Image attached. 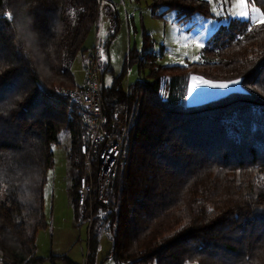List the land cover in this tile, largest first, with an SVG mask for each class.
Instances as JSON below:
<instances>
[{
	"label": "trees",
	"instance_id": "1",
	"mask_svg": "<svg viewBox=\"0 0 264 264\" xmlns=\"http://www.w3.org/2000/svg\"><path fill=\"white\" fill-rule=\"evenodd\" d=\"M103 1L0 0V261L80 264L37 254V234L48 227L53 146L65 132L76 170L73 217L88 232L85 262L96 264L107 236L116 264H264V23L231 18L210 35L201 61L170 66L154 59L143 29L142 47L132 42L115 75L108 47L120 19L107 2L113 29L103 43L107 55L99 58L103 109L106 128L122 138V147L103 184L99 154L93 155L83 198L87 130L82 109L65 91L79 87L72 64L98 28ZM251 1L264 13V0ZM149 8L156 18L175 11L179 22L212 15L208 0H152ZM128 24L136 33L133 16ZM134 64L148 73L125 87ZM189 74L241 80L242 90L203 104L180 103L172 93Z\"/></svg>",
	"mask_w": 264,
	"mask_h": 264
},
{
	"label": "rangeland",
	"instance_id": "2",
	"mask_svg": "<svg viewBox=\"0 0 264 264\" xmlns=\"http://www.w3.org/2000/svg\"><path fill=\"white\" fill-rule=\"evenodd\" d=\"M208 1L212 15L204 17L196 13L187 22H179L175 11H167L162 18L153 17L149 8L152 0H123L118 7L123 17L126 16V12L136 13L134 17L137 26L134 29L139 32L141 38L140 48L144 29L150 34L154 59L160 64L170 66L201 61L202 50L210 35L219 25L226 24L231 18L250 20L252 25L264 20V13L251 0ZM242 12H247L249 18L242 17L240 15ZM147 73L148 68L139 71L138 65H132L125 75L124 85L134 82L138 77L145 78ZM110 75H105L106 82L110 80L112 76ZM164 79L165 89H162L161 94L166 99L171 92L170 79L169 84L166 78ZM205 82L196 74H189L178 81V87H175L172 94L177 101L187 104L205 97L219 95L230 89L240 88L237 83L232 84L230 81H226L229 82L227 88L213 87L212 85L216 84ZM190 92L191 95H189ZM172 94L171 97H173ZM69 145L68 135L62 132L60 143L53 146L55 164L48 172V181L45 185V213L48 227L41 229L37 234V254L45 257L65 255L77 263L85 264L87 263L85 260L88 251V232L87 226L77 223L73 217L71 188L76 170L69 161ZM107 177L108 174L101 175V184L107 180ZM101 246L103 248L97 254L96 264L101 262L99 257L102 258V253L107 249L105 240Z\"/></svg>",
	"mask_w": 264,
	"mask_h": 264
},
{
	"label": "built area",
	"instance_id": "3",
	"mask_svg": "<svg viewBox=\"0 0 264 264\" xmlns=\"http://www.w3.org/2000/svg\"><path fill=\"white\" fill-rule=\"evenodd\" d=\"M107 55L103 44L96 42L88 51L85 61V77L77 89L67 90L71 101L82 109L86 134L82 140V152L85 158L83 198H86L91 188L93 172V155L99 154V175H110L116 168L120 158L122 138L111 134L106 128L107 117L103 109V92L99 58ZM119 155V157H118ZM0 264H4L0 261ZM87 264V263H85Z\"/></svg>",
	"mask_w": 264,
	"mask_h": 264
},
{
	"label": "crops",
	"instance_id": "4",
	"mask_svg": "<svg viewBox=\"0 0 264 264\" xmlns=\"http://www.w3.org/2000/svg\"><path fill=\"white\" fill-rule=\"evenodd\" d=\"M122 1L123 0H104L102 2V4L104 6L102 5L103 7H102L101 13H100L98 28L94 33L92 32L90 34V36L88 37V39L86 40V43L84 45L86 50L83 52H80L76 56V58L72 64V71H73V74L75 77V81L78 85H81L83 83V79L85 76V61L87 59L88 51L95 45L96 42L103 44L112 32L113 27H112V23L110 21V14H109V11L107 9V2H111L115 5V7L118 11V14H119V19H120L119 32L115 36V38L113 39V41L111 42V44L108 47V56H109L110 65H111V68L113 69L115 75H119L122 72L124 64H125V60L127 58V54H128L129 49L132 45V42H134L136 44V46L138 48H140L141 38H140L139 32L134 33L132 36V33L130 31V28H129L130 26L128 24V17L129 16L134 17V14L136 15V13L129 14V12H126V16H124L125 17L124 18L123 15H121V11L118 7L120 2H122ZM134 19H135V17H134ZM135 23H136V20H135ZM99 33L101 34L100 36H99ZM132 39H133V41H132ZM107 74H109V73H107ZM105 75H104V77H105ZM79 77H81L80 80H79ZM164 78H166V82L169 84V77H167V76L163 77L161 90L163 88L165 89V84H164L165 79ZM138 79H139V77H138ZM112 80H113L112 76H111L110 80H108V82H106L105 78H103V81L106 85L111 84ZM129 84H127V85L125 84V87H127ZM168 88H169V85H168ZM104 240L107 244V249L104 253H102V258L99 257V259L101 261L100 263L101 264H116L111 259L110 255H109L110 248H111V242L107 238V236H104V238L102 239V242ZM102 248L103 247L101 246L100 251L102 250Z\"/></svg>",
	"mask_w": 264,
	"mask_h": 264
},
{
	"label": "water",
	"instance_id": "5",
	"mask_svg": "<svg viewBox=\"0 0 264 264\" xmlns=\"http://www.w3.org/2000/svg\"><path fill=\"white\" fill-rule=\"evenodd\" d=\"M198 78H201L203 79L204 81L208 82V83H211V84H221L222 82H219V81H212V80H209V79H206L205 77L203 76H199V75H196ZM234 81H239V83H237L240 88H236V89H230V90H227L219 95H216V96H209V97H205L204 99H201L199 101H193V102H188L189 105H197V104H203V103H206V102H209V101H212V100H215V99H218L219 97H222L224 95H227L228 93H231V92H234V91H241L242 90V86H241V80H234ZM231 82V81H230ZM223 83H229V82H223Z\"/></svg>",
	"mask_w": 264,
	"mask_h": 264
},
{
	"label": "snow or ice",
	"instance_id": "6",
	"mask_svg": "<svg viewBox=\"0 0 264 264\" xmlns=\"http://www.w3.org/2000/svg\"><path fill=\"white\" fill-rule=\"evenodd\" d=\"M240 15L244 18H249L247 12H242V13H240ZM260 23H264V20H261ZM205 83H207V82H205ZM230 83L236 84V83H239V81H231ZM212 86L213 87H219V88H227V87H229V84L221 83V84H216V85H212ZM189 95H191V92L189 93Z\"/></svg>",
	"mask_w": 264,
	"mask_h": 264
}]
</instances>
